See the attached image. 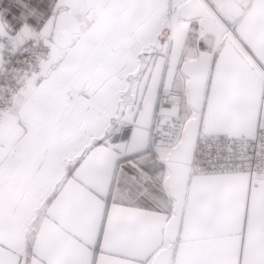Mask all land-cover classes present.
<instances>
[{
    "label": "snow or ice",
    "instance_id": "snow-or-ice-1",
    "mask_svg": "<svg viewBox=\"0 0 264 264\" xmlns=\"http://www.w3.org/2000/svg\"><path fill=\"white\" fill-rule=\"evenodd\" d=\"M0 264H264V0H0Z\"/></svg>",
    "mask_w": 264,
    "mask_h": 264
}]
</instances>
